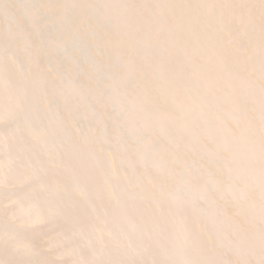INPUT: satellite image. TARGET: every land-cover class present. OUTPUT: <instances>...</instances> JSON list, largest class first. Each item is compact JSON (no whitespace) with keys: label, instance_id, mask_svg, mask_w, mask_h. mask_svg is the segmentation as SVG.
<instances>
[{"label":"snow or ice","instance_id":"snow-or-ice-1","mask_svg":"<svg viewBox=\"0 0 264 264\" xmlns=\"http://www.w3.org/2000/svg\"><path fill=\"white\" fill-rule=\"evenodd\" d=\"M0 264H264V0H0Z\"/></svg>","mask_w":264,"mask_h":264}]
</instances>
